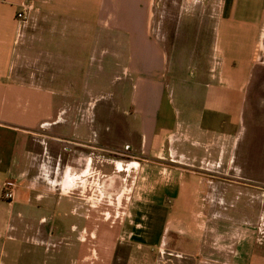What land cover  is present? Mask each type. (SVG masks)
<instances>
[{"label": "crops", "instance_id": "0c3cea01", "mask_svg": "<svg viewBox=\"0 0 264 264\" xmlns=\"http://www.w3.org/2000/svg\"><path fill=\"white\" fill-rule=\"evenodd\" d=\"M261 62L264 0H0V264H264Z\"/></svg>", "mask_w": 264, "mask_h": 264}, {"label": "rangeland", "instance_id": "374dc122", "mask_svg": "<svg viewBox=\"0 0 264 264\" xmlns=\"http://www.w3.org/2000/svg\"><path fill=\"white\" fill-rule=\"evenodd\" d=\"M189 32L190 34L187 35ZM198 32H199V37L194 38L193 37L194 34L192 33L191 30H187V33H186V28L185 30L181 28L180 30L176 31V36L174 39H172L171 30H168L167 38H166V45H164L165 49H167V47L168 49L170 48V50L166 51L168 56H170L171 54L173 55L183 54L184 52H187V54H190V53L196 54L198 52L207 51V49L209 48V42H210V37H211V32H212V22L210 21L209 16H206L205 28L198 29ZM202 55L203 54H201V56ZM169 58L170 57H168V59ZM175 64H178V63L172 59L168 60L167 69H166V79L168 83L169 82L171 83L172 69H174L173 70L174 74H177L179 72V70L177 69L180 65L175 66ZM258 68H260L259 70H262V73H259V76L256 78V82H255L256 88L255 89L256 91H262L258 93V95L260 96L259 100L261 102V100H264V62H261V64L258 65ZM193 69L194 68L190 64L183 66L182 68L183 80H185L186 82H190L193 79L192 77H190V74H189L191 73ZM195 72H196V69L194 70V73ZM169 90L170 89L168 88V91ZM243 117L246 118V107L244 108ZM255 127L259 129L260 127L259 123L255 124ZM91 170L92 169L88 168V171H91ZM88 195H90L89 191H88ZM90 199H94V197L92 196L90 197Z\"/></svg>", "mask_w": 264, "mask_h": 264}, {"label": "built area", "instance_id": "2783aa9c", "mask_svg": "<svg viewBox=\"0 0 264 264\" xmlns=\"http://www.w3.org/2000/svg\"><path fill=\"white\" fill-rule=\"evenodd\" d=\"M15 18L17 20H25V14H24V10H20L17 11L15 13ZM90 182H92V185L90 186V188H88V191L90 193V195H88V197H94V199H100L103 197V194L100 192V188L98 187V183L97 179L94 178H90ZM14 181H12L11 179H6L1 183V191H0V196L3 200L5 201H10L12 200L13 196H14ZM124 192H122L123 194ZM106 197V196H105Z\"/></svg>", "mask_w": 264, "mask_h": 264}]
</instances>
